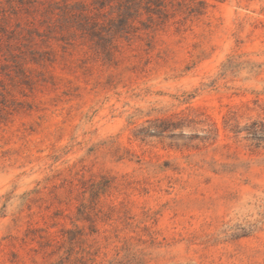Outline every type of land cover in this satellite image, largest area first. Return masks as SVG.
Instances as JSON below:
<instances>
[{"label": "rangeland", "instance_id": "rangeland-1", "mask_svg": "<svg viewBox=\"0 0 264 264\" xmlns=\"http://www.w3.org/2000/svg\"><path fill=\"white\" fill-rule=\"evenodd\" d=\"M0 264H264V0H0Z\"/></svg>", "mask_w": 264, "mask_h": 264}]
</instances>
